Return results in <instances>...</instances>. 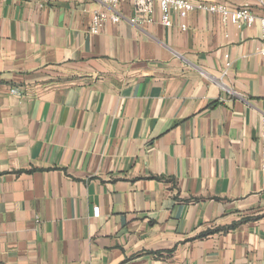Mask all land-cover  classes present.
<instances>
[{
  "label": "crops",
  "instance_id": "obj_1",
  "mask_svg": "<svg viewBox=\"0 0 264 264\" xmlns=\"http://www.w3.org/2000/svg\"><path fill=\"white\" fill-rule=\"evenodd\" d=\"M225 2L0 0V264H264V9Z\"/></svg>",
  "mask_w": 264,
  "mask_h": 264
},
{
  "label": "built area",
  "instance_id": "obj_2",
  "mask_svg": "<svg viewBox=\"0 0 264 264\" xmlns=\"http://www.w3.org/2000/svg\"><path fill=\"white\" fill-rule=\"evenodd\" d=\"M109 8L116 10L121 0H101ZM135 13V22L151 23L155 21V14L159 12V21L165 27L174 25L175 16L181 20L180 27L182 30L188 29L187 18L195 11H206L220 15L225 23H230L238 27L251 26L257 20V16L250 6H241L237 8L230 7L225 0H130ZM261 8L264 9V0H256ZM110 18L113 21L118 20L115 13H106L96 11L92 18L90 30L94 33L100 32L105 21ZM264 37V17L259 19ZM258 53L264 56V44L259 48ZM18 93L17 89L11 90ZM262 137L264 140V119L262 124ZM99 214V209H95V215ZM39 222V217H36Z\"/></svg>",
  "mask_w": 264,
  "mask_h": 264
}]
</instances>
